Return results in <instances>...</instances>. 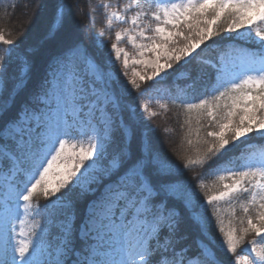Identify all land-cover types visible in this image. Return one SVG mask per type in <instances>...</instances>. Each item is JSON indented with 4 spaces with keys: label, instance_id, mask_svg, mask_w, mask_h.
<instances>
[{
    "label": "snow or ice",
    "instance_id": "snow-or-ice-1",
    "mask_svg": "<svg viewBox=\"0 0 264 264\" xmlns=\"http://www.w3.org/2000/svg\"><path fill=\"white\" fill-rule=\"evenodd\" d=\"M74 7L79 4L58 0L45 40L57 41L61 28H70ZM99 7L108 29L114 21L129 25L115 31L111 44L116 60L123 54V75L130 57L118 44L125 39L136 50L132 65L144 66L125 83L95 63L94 79L81 76L74 60L87 63L88 53L71 42L70 30L65 51L34 77L29 51L18 50L0 29V163L7 162L0 170V264H225L212 247L207 206L216 209L221 253L232 254V264H264V243L252 240L247 254H238L248 233L264 241V147L230 155L253 132L264 139V0H130L115 7L101 0ZM220 32L258 44L255 50L233 49L238 77L219 81L210 99L185 103L186 122L196 114L197 139L188 140L195 154L182 157L178 169L138 132L135 106L121 101L133 89L141 97L159 92L156 78L168 70L176 80L192 78L185 66ZM147 81L154 83L141 89ZM141 107L147 111V104ZM204 117L211 130L201 137ZM194 168L222 187L209 195L201 179L203 198L192 195L183 171ZM244 194L241 227L225 229L220 203L235 219ZM85 197L93 199L77 229L76 206ZM192 226L208 240L198 238L194 253L184 243Z\"/></svg>",
    "mask_w": 264,
    "mask_h": 264
},
{
    "label": "trees",
    "instance_id": "trees-1",
    "mask_svg": "<svg viewBox=\"0 0 264 264\" xmlns=\"http://www.w3.org/2000/svg\"><path fill=\"white\" fill-rule=\"evenodd\" d=\"M98 0H65V3L71 2L74 6L79 4V8L74 7L73 15L71 17L70 28L66 25L61 28L57 34L59 39L57 41L45 40V33L49 25L52 24L53 8L58 0H0V29H3L5 35L9 39L16 40L15 47L18 50L29 51L33 61V76L42 77L48 67L49 62L53 57L60 55L65 51L68 43L66 37L71 32L72 41L79 43L82 50H86L88 58L93 59L97 64H100V50L97 47L98 38L97 34L103 29L101 26L102 14L100 9L96 7ZM90 8L96 9L91 16L89 15ZM33 19L27 22V19ZM26 20V25L22 21ZM234 39L228 37L226 32H220L212 39L208 40L198 52L195 60H192L185 67L191 73L190 79H175V73L166 81L170 95L164 101L166 109L163 116H155L153 118H146L140 112L141 97L137 94L138 90H133L131 95H125L122 98V105L131 104L135 106L136 115L134 117L136 128L138 132L145 138L146 141L150 140L154 149L161 155L165 156L174 166L178 169L183 168L184 160L182 157L194 155L195 151L192 145L188 144V140L196 141L195 129L197 128L196 114H191V124L186 121L189 114L185 110V103H199L201 98H211L215 93V88L218 87V82L221 79V71L217 69L220 60L226 58L228 50L231 45H237L238 48L247 50H255L256 48L251 45L233 42ZM99 61H96L98 60ZM76 68H82L85 61L80 58L74 60ZM106 71V76L109 71ZM112 73V71H111ZM117 76L116 73H112ZM199 76V79H195ZM195 79V83H193ZM177 82V85H176ZM31 84V81H30ZM223 90L222 88L220 89ZM179 96V99L173 97ZM183 101V102H182ZM160 111V110H159ZM127 108H124L123 117L128 119ZM191 127L192 131H189ZM200 136L203 137L204 133L211 130L209 127V119L204 117L200 121ZM252 145L251 147H246ZM246 144H240L239 147L234 149L230 154L239 156L242 151L251 153L258 151L264 147V139L256 138L253 134L250 139H246ZM4 167L7 168V162L4 161ZM179 174V172L177 173ZM184 179L189 184L190 192L197 198H203V192L198 188L201 179L205 184V191L208 194H214L219 190L220 185L217 184L215 176H201V169L194 168L191 170L183 171ZM93 197H85L76 206V227L86 217V206L88 201ZM247 199V194L240 197L235 205V219L229 210V205L221 202L219 205V217L223 220V226L227 229L230 226L236 227L238 230L241 227L239 218L244 216L239 204ZM36 202L43 205L46 201L42 195L36 197ZM216 209L213 206H207L204 209L206 217L209 218V231L211 237L215 240L212 247L217 253V256L225 261V264H232V259H229L232 254H227V257L221 253V242L223 235L219 233L217 225V215L213 213ZM232 224H229V221ZM246 226V223L245 225ZM239 235V231L237 232ZM187 239L184 243L192 246L193 253L196 251L195 242L199 239H205L200 235L199 229L192 226L187 229ZM257 236L254 233H248L245 236L244 244L238 248V254H243L252 240ZM207 243L208 240L205 239ZM79 243V241H77Z\"/></svg>",
    "mask_w": 264,
    "mask_h": 264
},
{
    "label": "rangeland",
    "instance_id": "rangeland-1",
    "mask_svg": "<svg viewBox=\"0 0 264 264\" xmlns=\"http://www.w3.org/2000/svg\"><path fill=\"white\" fill-rule=\"evenodd\" d=\"M4 1H9V0H4ZM129 2H130V0H103V3L110 4L113 7H115L117 5H123V4L129 3ZM100 3H101V0H98L96 7L98 9H100L101 14H102L101 26H103L104 35L101 36L100 32L97 34V38H98L97 47L101 53V56L99 57L100 58V64L98 63V65L101 66L104 73H106L105 70H108L109 75H112V76H114L112 73H116V75L120 77V82L125 83L128 79L131 78V74H132L133 70L143 73L144 66L143 65H132L131 58L136 55V50L125 39L118 44V47L123 48L125 51H127L129 53V57H130L129 67L127 69L128 75L127 76L123 75V73L125 71L123 68V54H121V57L119 60H116L115 53L112 52V50H111V44L115 42V35H114L115 31H118V30L123 29V28H127V27H129V25L114 21L113 28L108 29L105 25L104 10L99 7ZM145 7H147V5H145ZM135 11H136V9H133V12H130L128 15L129 16L133 15ZM32 20L33 19H30V17H29V19H27V22H30ZM27 22H26V20H24V21H22V24L26 25ZM240 31L243 32L244 30L241 29ZM227 34H228V37H231L234 39L233 42H239L242 44L251 45V46H254L255 48L257 47L258 42L253 43L251 41L241 40V39H239L237 33H227ZM206 42H208V41H206ZM202 46L203 45H201V47ZM233 49H239V48L237 47V45H234V43H233L231 45L230 49L228 50V54H227L226 58L221 59L220 64L217 66V69L219 71H221V79L222 80H228V79H231L233 77H238L240 75V70L237 67L239 61L235 59L236 53L233 51ZM200 50H201V48L197 49L196 53H193V56H197V53ZM99 58L96 61H99ZM88 61L89 62H87V63L85 62L83 64L82 68H80V69L76 68V71L81 76H86L88 79L91 80V79H94V76H92V73L90 70V63H95V64H97V63L93 59H90V58H88ZM163 62L164 61L161 60V63H163ZM174 67H176V65H174ZM111 71H112V73H111ZM168 73H169L168 75H164V73L161 74L163 79H161L160 77L156 78L159 81L158 86L161 89L159 92H152V93H149L143 97L140 96L141 100H140V104H139V106H140V112L139 113L141 115H143V117L153 118L157 115H159V116L164 115L163 112L166 109V107H161V104H164V101L170 95V92H169L168 87H167L168 85L165 83L174 74V72H172V70H168ZM153 83H154L153 81L144 82L141 84V89H144V88L148 87L149 85H152ZM176 85H177V82H176ZM127 87L129 89H131L130 84L127 85ZM133 90H131V92H133ZM137 94L139 95V90H138ZM149 96H151V99L149 98ZM142 104H147V106H148L147 111H145L144 108L141 107ZM151 113H155V115H151ZM68 121H69V123L72 122L71 116L68 117ZM252 134L257 139L260 138V137H258V135L255 132H253L249 135L251 136ZM73 135H76L75 131L73 132ZM242 139H245V138H242ZM2 160H3V158L0 157V161H2ZM4 164H5V162L0 163V170H6L4 167ZM97 195H99V193H97ZM21 213H22V209H21ZM35 219L41 220V222H43L41 217H36ZM255 240L258 241V243H264V241H261L259 237H256ZM249 246H250V244H249ZM244 254H247V253L245 252L241 255H244Z\"/></svg>",
    "mask_w": 264,
    "mask_h": 264
}]
</instances>
